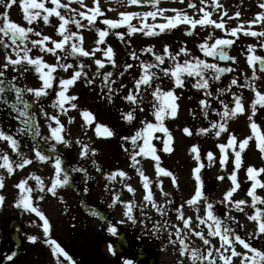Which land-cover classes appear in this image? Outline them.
<instances>
[{
	"label": "rangeland",
	"instance_id": "rangeland-1",
	"mask_svg": "<svg viewBox=\"0 0 264 264\" xmlns=\"http://www.w3.org/2000/svg\"><path fill=\"white\" fill-rule=\"evenodd\" d=\"M262 0H161L159 7L167 8L169 11L166 16L175 15L172 9L186 12L194 19L201 18L204 13L199 11L204 8L212 13L211 19L220 22L223 20L225 28L239 27L243 24L245 29L251 28L253 31H262L264 27L260 24L249 25L245 23L256 17L264 9L259 7ZM62 4H69V9L61 8L62 14H69L81 20L82 24L87 21L71 12V9L77 11L88 12L89 7L96 6V0H83V4L77 0H61ZM194 4L195 7H189ZM47 6L51 5L48 0ZM99 7L102 16H98L95 25H89L84 28H77L74 24L66 27L69 31H76L83 36L82 46L85 50L95 51L94 57H72L61 59V63H69L78 69L81 62L86 65L81 78L69 87L67 95L75 96L74 101L65 102L66 113H61L58 107H53L54 101L57 100V92L59 91V78H70L73 69L63 71L57 68L54 75L57 81L53 82L49 95L42 96L37 100L33 92L27 91L28 88H38L42 81L39 74L35 72L34 66L24 63V67L29 70L17 69L9 67L3 69L5 75L0 77L4 80L5 91L0 93V129L7 134L13 136L19 142V153L32 160L31 164L24 168H17L16 163L20 162V156L11 149L8 142L0 140V155L7 153L10 160L13 161L14 172L7 174L6 169L0 168V174L5 175L6 187L0 190V194L6 196V202L3 210H0V254L5 249H12L13 243L10 240V231L8 223L12 219H17L20 223L19 236L21 245L18 247L17 258L11 264H58L57 256L52 251V246L45 242L43 221L34 212L23 210L16 206L21 190L16 185L22 180H27V187L32 188L31 196L34 206L38 207L49 219L51 230V238L68 253L74 260L68 261L67 258L60 256V264H126V262L135 261L136 264H150L151 259H155L157 264H191L190 256L183 259L181 256L179 242L182 238L189 244L190 248H199L203 254H207L212 250L217 264H224L216 255V248L220 247L219 237L208 236V229L205 224L200 223L196 219V209L187 205L188 201L197 188L194 169L201 163L204 167L201 169V179L204 182L205 194L214 204L213 212L218 215L224 224L231 227L236 234H239L252 247L264 251V233H259L257 222L250 220L248 217L255 214L256 208L264 210V204L257 202L256 206H252V197L248 195L254 181H252L247 169L253 167L255 169L264 168V152L258 148L255 138L249 141L242 153V165L237 172V180L239 188L233 193V200H245L247 203L241 205L245 211H238L235 205L221 203L224 197L232 187V181L229 178L234 168V152L231 148L226 149L227 161L221 164L224 153L221 152L218 145L227 144L230 134L237 136L238 140H243L248 136H252L253 132L250 127L249 116H252L250 105L255 98V94L249 88H239L237 85L231 86V92L225 91L221 93L219 90L227 88L231 79L235 76L238 78V84H244L245 77L250 82H254L259 90L264 91V73L259 71V63L257 62L256 72L260 79L253 81L252 66L247 63L249 45L256 46V54L264 56V48L260 47V41L264 37H252L244 35L241 31L238 37H232L225 33L223 29H216L214 25L203 27L197 25L195 29L191 25L181 24L177 28L169 32L160 34L159 36H146L137 32L129 36L127 26L119 29L109 30V35L105 38V43L98 45L99 51L96 50V41L99 39L97 29L105 30L108 26L102 23L104 18L120 19V13L139 12L143 14L147 11L155 10L152 5H131L129 0H99ZM8 11L10 19L22 26H29L23 19V8L19 4H14L11 9H4L0 6V12ZM227 12V15L224 13ZM240 12L241 16L236 17L235 13ZM142 17H134L130 22L137 28H142L140 22ZM163 23V18L157 17L155 21L151 17L147 18L146 23ZM31 27L36 31L47 35L53 39L60 40L59 35V19L58 17H49V23L45 24L42 16L34 21ZM191 31L193 34L188 35ZM116 32L125 33V40L122 41ZM214 38H229L235 42L226 51L230 56L235 57L234 61L220 62L218 59L206 57L200 51L198 45L204 42L209 35ZM30 40L28 47L31 49L30 56H42L44 61L55 64L58 57L51 53H43L38 46H33L31 40L40 39L34 34H29ZM128 39L131 43H125ZM214 41H209V43ZM51 46L50 41L46 42ZM114 51L113 59L115 66L108 61L104 55V51L108 46ZM165 46L169 47V51L177 53L181 47H186L190 54L185 56L180 53L179 60L191 59V56H198L201 59L208 60L212 63H218L221 67H232L235 72H228L221 76L219 81H209L210 89L213 96L205 97L203 89L193 87L195 78H187L183 88H176V94L179 99L177 115L175 117H166L164 126L168 129L172 136L171 152L163 151L164 141L167 137L162 132L153 134L152 143L156 147V154L160 157V166L173 173L176 182L173 183L171 176L158 175L156 169V161L150 156L144 157L142 154L136 156L138 164H134L132 156L138 153L140 146L143 145V139H137L136 145H133L130 139L137 131H140L145 122L157 123L153 115L154 109L152 103L154 98L150 95V90L140 91L137 93L143 97V103L138 108L136 104L125 99L129 93H136L134 88V79H138L143 73L140 67V61L145 63H156L155 54L164 55ZM70 50V45L65 46ZM151 48L152 51H146ZM0 68L6 62V56L12 55V48H4L0 45ZM60 55L63 53L60 50ZM135 52L138 59L132 58V52ZM23 55V53H21ZM100 59L104 62V68H100L95 64L94 60ZM171 60L165 57V64L161 67L171 66ZM131 64L132 68L125 70V65ZM160 77L156 83L167 91L174 87V81L169 77H165L159 69H153ZM112 72L113 75L105 80V74ZM124 73L120 75V73ZM211 72L206 73V76ZM91 81L87 83L86 81ZM143 88V86H142ZM19 89V92H17ZM242 95L245 111L237 114L236 117L227 122V131L222 132L219 137L212 133L207 135L200 133L201 128H209V121H220L218 112L223 111V104L228 103L229 107H234L232 93ZM219 97V98H217ZM202 99H207L212 109L209 110L207 116L203 114V105L200 104ZM75 103L77 107L71 108V104ZM258 110L252 117L260 131L264 132V108L257 106ZM135 109V111H133ZM17 112V113H15ZM84 112L91 114V118H86ZM133 112L134 119L129 122L124 118V114ZM25 113V115H21ZM45 113L48 115L46 116ZM51 115L60 118L65 126V138L71 140L70 146L63 143H56L54 140L45 139L50 137V127H55V122L50 120ZM30 123L26 127L25 120ZM71 118V119H70ZM102 125L111 130L113 135L107 136L103 133H97V126ZM189 129L192 134H187L184 129ZM38 133V135L36 134ZM128 137L129 139H122ZM56 144V151L52 150V145ZM87 146L88 154L82 156L81 152ZM39 147L43 153L50 156L48 162H40L35 157V148ZM193 147H197L201 160L195 159L196 153L192 151ZM93 150L94 153H93ZM213 153V161L208 162L207 153ZM60 155L64 167L69 168V184L67 186L58 187L57 194L53 196L47 192L55 179L54 158ZM3 160L0 159V164ZM137 169H142L144 174L151 181L150 187L153 191V199L163 212L158 211L152 203L145 200L147 190L143 187V179L139 175ZM123 171L126 177L118 175ZM113 173H117L114 178H110ZM224 176L223 180L218 179ZM35 177H39L45 186L44 193L39 191L40 185ZM63 178V175L61 176ZM257 180L264 183V173L257 174ZM162 181V183H161ZM125 184L131 185L134 192L128 190ZM162 189V190H161ZM167 193V195H165ZM44 195V199L40 200L39 196ZM256 195L264 199V188L257 187ZM119 197L120 201L131 202L133 208V216L135 222L128 220L125 212L126 209L122 203L117 202L115 206L113 202ZM185 213V217H192L193 227L184 228L183 221L178 219L176 209L181 208ZM201 217L206 215V205L199 203ZM231 215L232 219H229ZM123 221V223H121ZM109 226H115L118 235L111 234L107 229ZM178 228H183L180 236L176 235ZM196 231L205 234L211 243L205 245L202 239L195 235ZM29 236H36L38 239L32 242ZM125 237L129 244V251L119 254L114 244L119 237ZM115 251L110 250L109 245ZM144 249L148 252V256L143 261H138V251ZM238 252H245L243 246L236 244ZM223 251V249H221ZM231 255V251L225 253ZM232 264H241L240 257H233Z\"/></svg>",
	"mask_w": 264,
	"mask_h": 264
},
{
	"label": "snow or ice",
	"instance_id": "snow-or-ice-1",
	"mask_svg": "<svg viewBox=\"0 0 264 264\" xmlns=\"http://www.w3.org/2000/svg\"><path fill=\"white\" fill-rule=\"evenodd\" d=\"M51 5L47 6L48 0H0V6H3L4 9H11L14 4H19L23 8V19L27 22L29 26H22L17 22H13L10 19L9 12L3 11L0 12V45H3L4 48L11 47L12 51L15 53L16 58L13 59L11 55L6 56V62L0 68V77L5 75L3 69H7L9 67H14L17 69H23L24 71H28L27 67H24V63L26 62L29 66H34L35 72L39 74V79L42 81V84L38 88H28L27 91L33 92L37 100H39L42 96L49 95V90L53 87V82L57 81V76L54 73L57 72V68L67 71L68 69H73V74L70 78H59V91L57 92V100L54 101L53 107H58L61 113H66L67 109H65L64 105L67 101H74L76 99L75 96L67 95L68 89L70 86L74 85L76 81L81 78L84 68L86 67L83 62H81L78 66V69L74 68L72 64L69 63H61V59H66L68 56L72 57H94L95 51L85 50L82 46L83 44V36L80 35L76 31H69L66 27L67 25L74 24L77 28L88 27L89 25L94 26L95 21L98 16H102L101 9L99 7V0H96L95 7H89L88 12L77 11L76 9H71V12H76L77 15L83 17L87 24H82L81 20L73 18L70 13L62 14L60 9H69V4H62L61 0H50ZM78 3L83 4V0H77ZM179 2L183 3V0H179ZM202 3H206V0H201ZM131 5H143L148 4L152 5L155 10L144 12L143 14L139 12H124L120 13V19H109L104 18L102 23L108 26V29L101 30L97 29L99 39L95 42L97 45L96 50L99 51L98 45L105 43V38L109 35V30L111 29H119L121 27L127 26V31L129 36L131 34H135L137 32L143 33L146 36H159L162 33L169 32L172 29L177 28L181 24L191 25L192 29H195L197 25L207 27L209 25H214L216 29H223L226 34L232 37H238V33L243 31L244 35L252 36V37H264V30L262 31H253L251 28L245 29L243 24L239 27H231L225 28V23L223 20L217 22L214 19H211L212 13L207 11L204 8H200L199 11H202L204 15L199 19H194L192 16H189L186 12L181 10L172 9L171 11L175 12V15L166 16L165 13L169 11L167 8L159 7L161 4V0H129ZM189 7H195L194 4H190ZM217 7H222L219 5L217 0ZM261 9H264V0L259 4ZM227 15V12L224 13ZM42 16L45 24L49 23V17L55 16L59 19V35L62 37L60 40L53 39L47 35H42L41 32L36 31L35 28L30 25L33 24L34 21H37L38 18ZM163 18L165 22L163 23H146L147 18L151 17L153 21L156 20L157 17ZM236 17H240L241 13L236 12ZM134 17H142L141 23L143 24L142 28H137L130 21ZM245 23L249 25L260 24L264 27V12H260L256 15V17L250 21H246ZM32 33L37 37H42L40 39L31 40V44L33 46H38L39 50L43 53H51L54 56H57V62L55 64H50L44 61L42 56H36L33 58L29 55L31 49L28 47V41L30 40L29 34ZM188 35H192L191 31L187 32ZM117 35L122 41L125 40V33L116 32ZM6 38V39H5ZM10 41V43L8 42ZM51 43L49 46L48 43ZM209 41H214L209 43ZM235 41L229 38H214L213 35L209 34L203 43L198 45L201 52L204 53L206 57H211L213 59H218L219 61H234L236 58L230 56L226 51L227 48H230ZM125 43H131V40L128 39ZM23 45V47H21ZM70 45V50L65 46ZM260 47L264 48V40L260 41ZM60 50L63 53V56L60 55ZM104 51V55L108 58V61L115 66V60L113 59L114 51L113 48L109 45ZM146 51H152L151 48L146 49ZM23 53V55H21ZM164 55L155 54L156 63H145L144 61H140V67L142 68V75L138 79H134V88L136 89V93H129L125 96V99L136 104L139 108L143 103V97L139 96L137 93L142 91H149L150 95L154 98V103H152V108L154 109L153 115L157 123L145 122V126L137 133L132 136L130 139L133 142V145H136L137 139H143V145L140 146V150L138 153H134L132 156L134 164H138L139 161L136 160L137 155H143L144 157H151L154 161H156V169L157 174H163L164 176H171L173 183L176 182V177L169 170L162 168L160 166V157L156 154V147L152 143L153 134L155 132H162L167 137V140L164 141L163 151L171 152V142L172 136L168 129L164 126V120L166 117H175L177 115L178 107L177 100L179 99L176 94V88H183L185 86V80L187 78H195V83L193 87L197 89L205 90V97L213 96V92L210 89L209 81H219L221 76L228 72H235L236 69L232 67H221L218 63H212L208 60L201 59L198 56H191V59H184L183 62L179 60L180 53H184L185 56L191 55L189 50L186 47H181L180 51L177 53H172L169 51V47L165 46ZM247 63L252 66V77L253 81L256 79H260L257 76L256 66L257 62L259 63V71L264 73V56L256 54V46L249 45L248 47ZM132 58L138 59L136 53L132 52ZM171 60V66L169 67H161L165 64V57ZM95 64L99 65L100 68H104V62L100 59L94 60ZM125 70L133 67L131 64H126ZM153 69H159L160 72L163 73L165 77H169L174 81V87L170 90H163L160 87L159 83H156L153 86V81H159L160 77L158 76L156 71ZM211 72V75L206 76V73ZM124 73H120L123 75ZM113 75L112 72H107L105 74V80H108ZM244 84H238V78L233 77L231 79L230 84L227 88H222L219 91L221 93L228 91L231 92V86L237 85L239 88H249L255 94V98L250 105V110L252 116H249L250 127L252 129L253 135L248 136L243 140H238L237 136L234 134H230L229 140L227 144H219L218 147L222 153H224L223 158L221 159V164H225L227 161V152L226 149L231 148L234 152V168L229 175L230 180L232 181L233 187L227 191L224 200L221 203H228L229 205H235L238 211H245L241 205H245L247 201L245 200H233V193L239 188V183L237 180V172L242 165V153L245 150L246 146L249 144V141L255 138L256 144L261 152H264V132L260 131L259 125L252 118L257 112L259 106L260 108H264V91L259 90L257 85L254 82H250L247 77H245ZM87 83H91V81H86ZM4 84V80L0 79V85ZM143 86V88H142ZM5 91L4 87H0V93ZM19 92V89H17ZM234 103V107H229L228 103H224L221 100V104H223V111L218 112L217 115L220 117V121L217 122L215 120L209 121V128H201L200 133L209 134L212 133L215 136L219 137L222 132L227 131V122L230 119L236 117L237 114L243 113L245 111V106L243 103L242 95L237 93H232ZM219 98V97H217ZM200 104L203 105V114L205 116L208 115L209 110L216 111L212 109L210 102L207 99H202ZM77 105L75 103L71 104V108L75 109ZM135 111V109L133 110ZM21 115H25V113H21ZM47 116L48 114L45 113ZM84 116L86 118H91V114L88 112H84ZM124 118L131 122L134 119L133 112H128L124 114ZM29 120H25L26 127L30 123ZM50 120L55 122V127H50V137H46L45 139L54 140L56 143H63L65 146L71 145V140L65 138V126L61 122L60 118L56 115H51L49 117ZM71 119V118H70ZM103 128V133L107 136L113 135L112 131L107 129L102 125L97 126V133L99 134L101 129ZM184 131L191 135L192 132L185 128ZM38 135V133H36ZM122 139H129L128 137H123ZM0 140L6 141L10 144L11 149L20 156V162L16 163L17 168H24L26 165L31 164L32 160L28 157L24 156L22 153H19V142L13 136L7 134L4 130L0 129ZM52 150L56 151V144L52 145ZM95 150H93L94 153ZM192 151L196 153L195 159L197 161L201 160V155L197 147H193ZM88 150L87 146H84V150L81 152V155H87ZM35 157L40 162H48L52 159L50 156L43 153V150L39 147L35 148ZM207 158L209 164L213 161V153H207ZM0 159L3 160V163L0 164V168L6 169L7 174H12L14 172L13 161L10 160V157L7 153L0 155ZM63 160L60 155L55 156L54 158V169H55V179L52 181L50 187H47V192H50L53 196L57 194L58 187L67 186L69 184V176L68 173L64 171ZM204 167V164L201 163L198 167L194 169L195 180L197 181V188L195 190V194L186 201L187 205L196 209V219L200 221V223L205 224L208 229V236L219 237L220 247L216 248V255L220 260L224 262V264H232L233 257H240L241 264H264V251L256 249L252 247L245 239H243L239 234H236L233 229L226 224L224 221L213 212L214 204L210 201L209 197L205 194L204 182L201 179V169ZM139 175L143 179V187L147 190V195L144 197L145 200L149 201L153 204L154 207L157 208L158 211L163 212L162 209L156 204L153 199V191L150 187L151 181L144 174L142 169H137ZM264 173V168L255 169L253 167H249L247 169V174L249 178L254 181L251 189L248 192V195L252 197V206L255 207L257 202L264 204V199H261L256 195V188L262 187L264 188V183H260L257 180V174ZM63 175V178L61 176ZM117 173H113L110 178H114ZM118 175L121 177H126L127 174L123 171L119 172ZM38 184L40 185L39 191L44 193L45 186L39 177H35ZM218 179L223 180L224 176H219ZM162 183V181H161ZM27 180H22L19 182L16 187H18L21 192L19 195V199L16 201V206L22 208L26 211L34 212L40 219L43 221L41 227L43 228L45 236L47 239L46 243L52 246V251L57 256L58 264H60V256L67 258L68 261H71L72 258L68 255L67 252L57 243L56 240L51 238L50 230L51 225L49 219L46 215L33 204V198L31 196L32 188L27 187ZM6 187L5 183V175L0 174V190ZM125 187L128 188L129 191L134 192V189L131 185L125 184ZM162 190V189H161ZM167 195V193H165ZM40 200L44 199V195L39 196ZM6 202V196L4 194H0V210H3V207ZM119 202L122 203L126 209L125 215L128 220H132L135 222V217L133 216V208L135 207L131 202L120 201L119 197H116V200L113 202V205ZM203 202L206 205V215L201 217L199 215L200 208L199 203ZM181 208H177L178 219L183 221L184 228H192L193 222L192 217H185V213ZM250 220L257 222V227L259 233H264V210L260 208H256L255 214L248 217ZM229 219H232L231 215H229ZM123 223V221H121ZM111 234L118 235L117 228L115 226H109L107 229ZM183 228H178L176 235L179 237ZM195 235L200 237L205 245H209L211 241L205 237V234L201 231H196ZM28 239L32 242H35L38 237L29 236ZM243 246L247 251L238 252L236 250V244ZM180 244L182 245L180 251L185 256H190L191 264H217V260L213 256L212 250H209L207 254H203L199 248H190L187 244L184 243V240L180 239ZM113 254H115L112 245H109ZM223 249V251H221ZM231 251V255H225L226 252ZM7 259L12 260L13 256L9 255ZM126 264H131L130 261L126 262Z\"/></svg>",
	"mask_w": 264,
	"mask_h": 264
},
{
	"label": "water",
	"instance_id": "water-1",
	"mask_svg": "<svg viewBox=\"0 0 264 264\" xmlns=\"http://www.w3.org/2000/svg\"><path fill=\"white\" fill-rule=\"evenodd\" d=\"M16 225H17V222H16V221L12 222V223L10 224L11 229L15 231V227H16ZM13 239H14L17 243H19L16 234H13ZM181 246H182V245H181ZM116 248H117V250H118L119 252H121V253L127 251V249H128V245H127L126 240H125L124 238H121L119 241H117V243H116ZM145 255H146V253H145L143 250H141V251L139 252V257H140V259H143V258L145 257ZM151 264H156L155 260H153V261L151 262Z\"/></svg>",
	"mask_w": 264,
	"mask_h": 264
},
{
	"label": "flooded vegetation",
	"instance_id": "flooded-vegetation-1",
	"mask_svg": "<svg viewBox=\"0 0 264 264\" xmlns=\"http://www.w3.org/2000/svg\"><path fill=\"white\" fill-rule=\"evenodd\" d=\"M6 39V38H5ZM9 42V41H8ZM21 47H23V46H21ZM0 51H2V49H0ZM12 54L14 55L15 53L12 51ZM15 113H17V112H15Z\"/></svg>",
	"mask_w": 264,
	"mask_h": 264
}]
</instances>
